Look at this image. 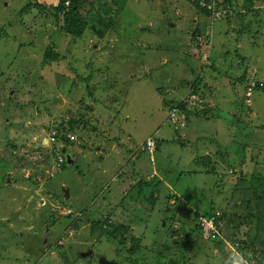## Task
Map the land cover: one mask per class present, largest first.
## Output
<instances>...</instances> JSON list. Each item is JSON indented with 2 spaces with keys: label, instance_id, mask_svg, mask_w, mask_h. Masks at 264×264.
I'll list each match as a JSON object with an SVG mask.
<instances>
[{
  "label": "rangeland",
  "instance_id": "1",
  "mask_svg": "<svg viewBox=\"0 0 264 264\" xmlns=\"http://www.w3.org/2000/svg\"><path fill=\"white\" fill-rule=\"evenodd\" d=\"M57 1L24 10L27 0H0V264H165L183 252L159 256L180 216L186 215L187 228L190 210L213 206L240 215L244 208L242 195L230 196L235 176L228 171L246 156L245 144H259L264 134V92L250 88L264 84V2L255 1L250 11L244 0H233L238 17L232 10L227 18L221 8L215 18L224 19L205 20L210 41L209 26L204 34L194 32L202 20L195 14L168 21L174 0H123L113 30L102 37L89 29L96 9L110 7L108 17L118 7L114 0H85L92 4L81 10L88 24L73 39L61 29V16L55 21L47 9ZM184 26L191 35L181 31ZM190 37L202 41L201 49ZM51 43L53 60L45 58ZM194 82L199 92L189 97ZM200 94L224 114L191 115L171 127L163 99L187 98V109L196 111ZM229 133L232 157L217 167L223 179L201 172L194 157L213 154ZM57 135L74 141L65 144ZM149 137L156 144L143 152ZM248 149L257 161L246 160V174L264 176V148ZM58 154L65 158L60 167ZM105 214L130 226L139 252L129 255L127 246L91 235V222ZM250 228L238 227L241 240ZM194 242L195 256L185 252L190 264H220L234 249L231 241L222 251L213 242ZM242 251L264 264L247 243Z\"/></svg>",
  "mask_w": 264,
  "mask_h": 264
},
{
  "label": "trees",
  "instance_id": "2",
  "mask_svg": "<svg viewBox=\"0 0 264 264\" xmlns=\"http://www.w3.org/2000/svg\"><path fill=\"white\" fill-rule=\"evenodd\" d=\"M122 1L123 0H114V2H112V4L118 7L114 11V15L112 16L104 17V15H108L110 13L111 11L110 7L105 8L104 6H101L99 7V10L96 9L98 16L96 18L95 25H91V26L89 25L90 27L89 29L94 30V33L99 37H102L104 32L113 30L114 19L125 5L124 1L123 2ZM244 1L246 2V6L250 8V11H252L251 8L253 7V5L256 4L255 1L264 2V0H244ZM27 2L28 4L27 6H25V8H23L24 10H30L31 7L37 8L38 5H40V3L42 2V0H27ZM162 2L164 1L162 0ZM174 2L177 5V8L173 7L172 5V9L174 10V17L168 21L174 24L176 23L175 21L178 20L182 14H187L186 17H193L192 15L195 14L200 19L202 18V20L199 22L201 24H195L194 32H196V35L204 34L207 28L206 26H209V29L206 31L205 35H206V39L209 38L210 41L213 38V34L211 30L212 27H210V24H207L205 20H208L212 23L215 20L224 19L225 16L228 18L229 12L233 13L232 10H235L236 12V15L234 14L233 15L238 17V12L236 10V6L233 4V0H213L214 7L210 5L211 4L210 0H187V1L174 0ZM86 5H92V4L85 3V0H58L56 5H49L47 9L51 10V12L54 15L55 21H59V17L61 16L63 23L61 29L63 30V32L71 36L73 39H77V37L82 36L86 24H88L85 19V16L81 15V10L84 9ZM168 5H170V3H168ZM98 6H100V4H98ZM45 8L44 10H47ZM221 8L223 9L225 16L220 19L215 18V13L221 10ZM186 10L187 12H185ZM203 22L205 24L204 26L202 24ZM189 28L192 30L191 27L184 26V28L181 29V31H184L186 34L191 35ZM201 29H203V32H201ZM189 39H190V44L193 43L195 48L197 47V49H201V47L203 46L202 41L197 37H190ZM53 46L54 44L51 43L50 47L47 49L45 53L46 59H51V60L56 59V54L53 51L54 49ZM210 55L211 52L209 54V57ZM195 85L196 82L189 85V89H190V92L188 94L189 97L198 94L199 87L198 85L197 86ZM207 86L208 85H206V89H209V87ZM254 89H260L264 92V84H262L261 82H255ZM161 94L163 96V92ZM198 97L202 101L197 103V105L200 108L199 110L196 111L187 109L183 104L180 103L179 97H173L170 100L163 99L164 102L163 105L167 113V120L171 119L170 114L174 110L176 111L175 114L177 115L178 119L179 120L181 119L185 122L189 119V116L191 115L204 119V117L206 116L218 117L219 115L217 113L224 114V112H221L219 109H216L215 107H209V105L205 104L207 103V101L206 99H204L202 94H200ZM184 100H187V98H185ZM226 116L228 122H230L231 117L228 114ZM189 121L190 119L187 122ZM236 124L238 127H240L242 131L243 126L241 124V120H239ZM169 125L172 127L173 124L169 123ZM263 128L264 127H262L260 131H263L264 130ZM174 131H176V129ZM120 133H122V135L125 134L122 128H120ZM246 136H249V132L246 134ZM57 137L60 140L63 139L62 141L65 144L69 142L68 139H64V137L61 135H57ZM232 137H234L233 134L229 133L227 137L224 138L225 141L224 145L218 147L217 151H215L213 154H210L211 156L204 155L201 157L199 156L194 157L193 164H195L198 169L205 170V173L216 174L218 179L219 178L223 179L224 176L222 174L220 175L217 172V167L219 164L226 163L232 157L231 152L227 150L228 143L232 139ZM210 140L215 144L217 143L216 138H210ZM257 140L259 144H252L250 146H247L248 144H245L244 149L246 150V156H244L241 160L238 161L237 166H231L232 164H230L229 166L230 169L228 171V174L232 177L235 176V184L230 189L231 190L230 196L239 193L240 195H242L243 197L242 199L246 200L244 201V208L241 214L238 215L232 210H223L221 209V207L213 208V206L201 211L195 210L194 212H192L190 210L188 213L189 215H192L193 213V223L191 221L192 223L191 226L187 228L184 222V219H186V215L185 217L180 216V220H179L180 224L177 226V228L174 227L172 231L169 232L167 237L168 241L165 242L164 248L159 253V256L169 255V253H171V251L174 249L175 250L182 249L183 252L182 253L180 252L179 256H174V258L168 259L165 264H190L189 258L186 257L185 252L186 253H189L190 251L194 252L197 249L195 247L197 243L194 242V240H198V239H203L205 242L206 241L213 242L214 245H216V247H218L220 251H222V245L224 244V242L227 241H231L232 242L231 244L234 247V249H237L239 251L246 249V243H247L255 251L256 255L259 254L264 257V235H262V233L264 234V231L261 230V228H264V215L262 213H259V208L264 203V176H262L260 173L255 171L246 174V160H248V158L249 159L252 158L250 159V161H254V162L257 161V158L249 156L248 148L258 147L263 149L264 134L259 133V137L257 138ZM146 141L147 138L144 141L143 146L141 147V151L143 152L145 151V148H147ZM153 142L155 146L156 142L154 140ZM70 160H71L70 162L72 163L73 160L71 158ZM262 160L264 162L263 158ZM149 162L151 163V165L154 164L150 160ZM154 176L152 175L151 178H153ZM242 183H244V186L240 187ZM141 184H142V180H139L137 186H140ZM133 186H135V184ZM134 201L136 202V200ZM252 203H254L255 206L254 208L251 207ZM173 204H175V202H173ZM69 214H71L70 211L66 213V216H68ZM109 216L110 214H105L102 217L100 216V218H102L101 220H96L93 222L90 221L91 235L92 236L96 234L102 235L105 237L107 241H111L115 243L116 246H124V247L127 246L126 250L129 255L139 252V250L141 249L140 239L132 238L131 236H129L128 232L130 226L120 223L119 224L112 223L109 219L110 218ZM210 219L213 220L212 223L215 228L213 230H209L206 228V226L201 225L202 220L209 221ZM245 223L249 225L251 228L249 229V232L246 234V238L241 240L239 237L238 227L242 226ZM77 227L78 226H75V228ZM226 230L231 231L230 237H227L225 232ZM172 233L178 236L177 242H173V239H171L170 234ZM128 241L130 242L129 245L126 244V242ZM155 253L156 252H154L153 254L154 258L157 257ZM195 254L196 253L194 252L193 256H195ZM225 262H226V258L222 260L220 264H225ZM254 262L255 264H261L258 263V260H255Z\"/></svg>",
  "mask_w": 264,
  "mask_h": 264
},
{
  "label": "clouds",
  "instance_id": "3",
  "mask_svg": "<svg viewBox=\"0 0 264 264\" xmlns=\"http://www.w3.org/2000/svg\"><path fill=\"white\" fill-rule=\"evenodd\" d=\"M211 1V4L210 5H212V7H214V3H213V0H210ZM210 7V6H209ZM251 89H254V84L252 85V87H250ZM250 88H248V89H250ZM198 100H199V102H201L202 100L198 97L197 98ZM188 101L187 100H182L181 101V104H183L186 108H187V106H186V103H187ZM174 112L176 113V111L174 110ZM168 121V123H171V121H170V119L169 120H167ZM185 122V121H184ZM68 137V141H70L69 140V136H67ZM148 139H151L150 137L149 138H147V140ZM152 140V139H151ZM74 141V140H73ZM73 141H71V142H73ZM153 141V140H152ZM63 149V150H62ZM64 149L65 148H61V150H62V152L61 153H64ZM58 155H60V154H58ZM57 155V156H58ZM60 156H62V155H60ZM65 161V160H64ZM201 172H205V170H203V169H199ZM155 171H153V174L152 175H154L155 173H154ZM152 175L150 176V178L152 177ZM225 264H255V262H254V260L252 259V257H251V253H246V252H243V251H239V250H236V249H233L230 253H229V255L226 257V262H225Z\"/></svg>",
  "mask_w": 264,
  "mask_h": 264
},
{
  "label": "built area",
  "instance_id": "4",
  "mask_svg": "<svg viewBox=\"0 0 264 264\" xmlns=\"http://www.w3.org/2000/svg\"><path fill=\"white\" fill-rule=\"evenodd\" d=\"M170 117H171L170 121H171L172 124H174L176 122V120H177V125H181V124L185 123L183 120H181V119L179 120L178 119V117H177V115L175 114L174 111L171 112ZM69 140L73 141L74 137H69ZM146 147L148 149L153 148V141L151 139H148L146 141ZM64 160H65L64 157L58 155L57 158H56V165L58 167H60L64 163ZM212 221H213L212 219H210L209 221L208 220H202L201 221V225L206 226V228L209 229V230H213L215 228H214V225H213Z\"/></svg>",
  "mask_w": 264,
  "mask_h": 264
},
{
  "label": "water",
  "instance_id": "5",
  "mask_svg": "<svg viewBox=\"0 0 264 264\" xmlns=\"http://www.w3.org/2000/svg\"><path fill=\"white\" fill-rule=\"evenodd\" d=\"M70 157L69 156H67V163H70ZM64 196H65V198L66 197H68V195H67V190H64ZM87 254H82L81 256H86Z\"/></svg>",
  "mask_w": 264,
  "mask_h": 264
},
{
  "label": "crops",
  "instance_id": "6",
  "mask_svg": "<svg viewBox=\"0 0 264 264\" xmlns=\"http://www.w3.org/2000/svg\"><path fill=\"white\" fill-rule=\"evenodd\" d=\"M63 150V149H62ZM105 174H106V172H105Z\"/></svg>",
  "mask_w": 264,
  "mask_h": 264
}]
</instances>
